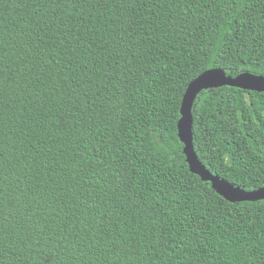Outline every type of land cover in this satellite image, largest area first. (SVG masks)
<instances>
[{
    "label": "trees",
    "instance_id": "obj_1",
    "mask_svg": "<svg viewBox=\"0 0 264 264\" xmlns=\"http://www.w3.org/2000/svg\"><path fill=\"white\" fill-rule=\"evenodd\" d=\"M264 75V0H0V264H264L178 134L206 70ZM194 148L264 187V92L203 90Z\"/></svg>",
    "mask_w": 264,
    "mask_h": 264
},
{
    "label": "water",
    "instance_id": "obj_2",
    "mask_svg": "<svg viewBox=\"0 0 264 264\" xmlns=\"http://www.w3.org/2000/svg\"><path fill=\"white\" fill-rule=\"evenodd\" d=\"M225 85L264 92V75L246 71L237 76H231L223 68H212L204 71L189 83L183 97L181 117L178 122V134L184 143L186 160L190 170L199 175L204 181H209L213 189L225 199L231 202L263 200L264 187L246 190L217 174H213L200 160L194 148L192 126L195 101L203 90Z\"/></svg>",
    "mask_w": 264,
    "mask_h": 264
}]
</instances>
